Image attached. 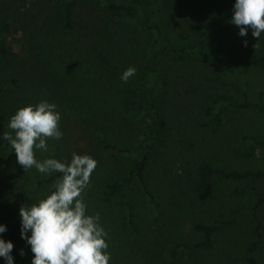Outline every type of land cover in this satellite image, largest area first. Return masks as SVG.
Here are the masks:
<instances>
[{"label":"rangeland","instance_id":"obj_1","mask_svg":"<svg viewBox=\"0 0 264 264\" xmlns=\"http://www.w3.org/2000/svg\"><path fill=\"white\" fill-rule=\"evenodd\" d=\"M57 1L0 0V20L11 25L1 36L7 53L0 55V129L10 131L7 121L18 107L42 100L57 105L62 137L48 138L49 151L35 154L68 160L75 152L97 161L82 195L88 213H98L108 233L110 264H245L256 221L262 238L253 256L264 264V177L217 178L206 199L197 196L204 164L225 171L263 169L264 144L253 140L264 137V111L226 106L213 128L205 122L204 110L217 95L264 103V70L251 58L253 53L264 56V33L256 45L250 30L246 37L237 35L228 23L233 0H183L176 15L179 25H165L162 42L186 48L216 44L199 60L158 49L153 29L138 17L108 9L103 0H76L73 29L60 30L52 21ZM169 2L144 4L148 22L160 21ZM149 53L153 76L140 75ZM130 66L136 75L124 83L120 74ZM155 80L154 110L161 113L164 129L145 167L151 202L127 172L133 156L105 147L99 135L108 144L137 150L153 118L142 94ZM0 175L26 191L32 203L56 178L46 182L53 174L34 168L24 172L7 142L0 146ZM111 184L119 186L105 201ZM253 189L262 196L257 209ZM20 205L19 198H6L0 186L5 240ZM197 224L217 226L208 246L196 247L203 237ZM16 231L20 236L19 218ZM31 256L25 245L13 249L14 264H30Z\"/></svg>","mask_w":264,"mask_h":264},{"label":"clouds","instance_id":"obj_2","mask_svg":"<svg viewBox=\"0 0 264 264\" xmlns=\"http://www.w3.org/2000/svg\"><path fill=\"white\" fill-rule=\"evenodd\" d=\"M246 37L249 30L256 43L264 33V0H233L228 21ZM248 41L242 40L247 47ZM136 75L134 67L120 74L127 83ZM61 114L55 103L42 100L18 107L7 121L10 131L0 133L15 154V162L24 172L35 169L39 174H59L49 190L32 204L23 203L18 209L19 234L32 253L30 264H110L108 233L100 223L98 213L89 214L82 193L90 184L97 161L90 155L73 152L68 160L36 152H48L47 139L59 140ZM5 224L0 223V258L4 264H14L11 240H5ZM24 249L19 255L24 256Z\"/></svg>","mask_w":264,"mask_h":264},{"label":"trees","instance_id":"obj_3","mask_svg":"<svg viewBox=\"0 0 264 264\" xmlns=\"http://www.w3.org/2000/svg\"><path fill=\"white\" fill-rule=\"evenodd\" d=\"M151 1H170L165 7H164V17L160 21H151L148 22V16L145 13V10L143 9L144 4L151 2ZM183 0H131L128 4H121L112 2L109 0H103V3L105 6L114 11V12H122L129 16H135L142 20V24L150 29H153L155 32V37L153 40V43L158 49L162 51H168L172 52L180 57L189 56V57H196L199 60H204L205 55L208 51L214 50V46L216 44L214 43H206L203 45H198L195 48H186V47H169L166 44L162 42V28L165 25H179L178 21L176 20V15L178 12H181L183 6H182ZM76 4V0H58L55 5V11L53 14V22L58 26V29L69 31L72 30L74 27L73 24V17H72V11ZM11 27L10 23L4 20H0V55L5 57V54L7 53L5 44L1 38V36L9 31V28ZM220 45V44H218ZM252 60L261 67V69L264 70V56H259L258 54L253 53L251 55ZM63 65L65 64L62 63ZM63 69H65V66H60ZM238 69L241 68L239 64H237ZM152 75L153 76V67H152V55L149 53L146 56L145 65L140 70V75ZM234 88L239 89L237 87L236 83H232ZM157 81H152L150 85L146 88V91L142 94V98L146 101L148 106V111H153V118L150 123V127L147 133V136L143 143L138 147L137 150H133L128 147H124L121 145H111L106 143L105 138L103 135H99L100 141L104 143L105 147L113 149L116 153H127L133 156V162L130 165L128 169V174L131 176H135L141 186V188L144 190L145 194L148 197V200L152 202L153 200V194L147 189V180L145 176V167L146 163L148 161L149 155L151 151L154 150L156 147L157 142L160 140L161 133L164 129V120L162 118V115L160 112L155 111L156 107V98H155V92L158 89ZM226 106H252L257 109H260L264 111V103L259 104L255 102H249L248 100L238 101L234 99L233 97L226 96V95H217L209 106H207L204 110L205 112V122L207 124H210L211 127L216 128L220 123V113L222 109ZM3 118V115L0 114V119ZM4 132L2 129H0V133ZM256 144H264V137L259 140H253ZM6 144V141H0V146H3ZM59 174L54 173L52 176H50L48 179H46V182H49L54 177H56ZM200 177L201 181L198 185L197 191H198V198L203 200L206 199L211 191L213 182L217 178H223V177H235V178H242V179H248V178H262L264 177V156H263V169L262 170H256V171H239L236 169H231L229 171H225L223 169H217L212 167L209 164H204L200 170ZM0 186L4 189L6 198L12 199V198H19L21 201V205L23 203L25 204H31L32 199L29 196V194L24 190H16L13 186V184L10 181V178L8 176H2L0 175ZM118 184H111L110 186H107V190L104 192L103 199L105 201H108L110 196L113 194V192L118 187ZM253 195H254V209H257L262 204V196L260 193L253 189ZM20 205V206H21ZM19 206V207H20ZM19 207L13 212L12 214V224L11 228L9 230L8 236L6 240H11L14 247L17 245H25V242L20 239V236L17 234L16 226H17V220H18V209ZM220 224V223H218ZM217 226L216 225H195V228L200 229L203 233L202 240L199 243H196V247L199 246H208L210 244L211 234L215 230ZM262 238V232H261V224L259 221H256L254 228L252 229V239L249 241L247 245V250L244 255V262L245 264H258L257 259L253 256L254 251L258 248V246L261 243ZM13 247V249H14ZM13 249H12V256H13ZM14 258V257H13ZM2 261V264H4V261L2 258H0Z\"/></svg>","mask_w":264,"mask_h":264}]
</instances>
